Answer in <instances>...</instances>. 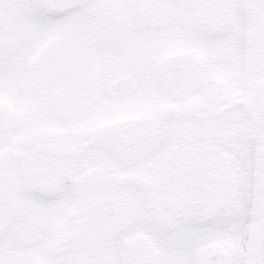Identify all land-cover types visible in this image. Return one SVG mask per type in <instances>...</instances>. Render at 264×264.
Segmentation results:
<instances>
[{
  "label": "snow or ice",
  "instance_id": "6c2138e0",
  "mask_svg": "<svg viewBox=\"0 0 264 264\" xmlns=\"http://www.w3.org/2000/svg\"><path fill=\"white\" fill-rule=\"evenodd\" d=\"M0 264H264V0H0Z\"/></svg>",
  "mask_w": 264,
  "mask_h": 264
}]
</instances>
